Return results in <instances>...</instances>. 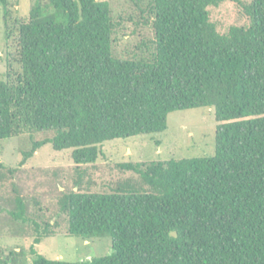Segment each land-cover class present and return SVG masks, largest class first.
<instances>
[{"label":"trees","instance_id":"obj_1","mask_svg":"<svg viewBox=\"0 0 264 264\" xmlns=\"http://www.w3.org/2000/svg\"><path fill=\"white\" fill-rule=\"evenodd\" d=\"M222 1L148 0L150 56L113 53L106 0H44L18 23L19 69L0 78V140L28 134L18 167L46 143L93 163L104 141L161 132L174 110L213 107L217 121L210 156L127 163L140 186L62 194L68 234H108L110 254L68 262L30 245L29 264H264V0L219 33L209 7ZM24 213L15 197L10 214Z\"/></svg>","mask_w":264,"mask_h":264},{"label":"rangeland","instance_id":"obj_2","mask_svg":"<svg viewBox=\"0 0 264 264\" xmlns=\"http://www.w3.org/2000/svg\"><path fill=\"white\" fill-rule=\"evenodd\" d=\"M117 26L112 50L117 56L131 58L153 53V29L147 15L148 0H106ZM44 0H9L5 9L0 4V78H4L7 62L18 64L17 25L28 19L29 10ZM250 0H224L209 7V17L219 33L231 25L245 26L248 17L243 5ZM6 34H9L6 37ZM165 130L115 138L100 144L93 163L76 164L71 149L54 150L50 143L42 145L21 166L19 147L28 142V134L0 140V261L31 263L29 246L47 259L62 261L88 260L110 254L108 234L83 238L69 235L67 216L59 210L58 201L69 191L110 192L118 186H140L139 174L125 166H143L151 160L210 156L214 152L217 121L213 107L203 106L174 110L167 115ZM49 133L32 134L40 140ZM15 169L9 171V169ZM15 197L25 203V219H14ZM37 223V226L34 223ZM38 244L33 238L38 236Z\"/></svg>","mask_w":264,"mask_h":264}]
</instances>
